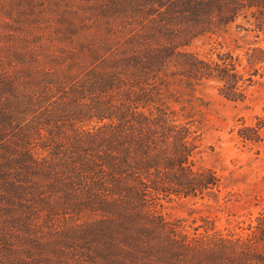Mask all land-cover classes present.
<instances>
[{
  "label": "trees",
  "instance_id": "1",
  "mask_svg": "<svg viewBox=\"0 0 264 264\" xmlns=\"http://www.w3.org/2000/svg\"><path fill=\"white\" fill-rule=\"evenodd\" d=\"M99 15L87 41L57 32L75 48L49 66L0 60V261L264 264V210L240 234L204 218L188 232L166 212L227 187L194 164L196 87L242 103L264 64L249 41L245 65L237 40L216 59L190 47L238 20L264 33V0H104Z\"/></svg>",
  "mask_w": 264,
  "mask_h": 264
},
{
  "label": "rangeland",
  "instance_id": "2",
  "mask_svg": "<svg viewBox=\"0 0 264 264\" xmlns=\"http://www.w3.org/2000/svg\"><path fill=\"white\" fill-rule=\"evenodd\" d=\"M103 3L104 0H0L2 69L9 73L20 69V64L12 62L17 58H25L39 68L49 66L53 58H64L63 52L75 47L63 43L57 32L72 24L78 39L87 41L97 34ZM239 26L252 30L238 20L228 27L227 34L199 38L190 50L216 59L217 53L232 51L231 40H237L243 49L233 54L245 65L246 42L264 49V33H245ZM252 79L255 83L246 88L242 103L221 97L213 81L203 82L193 93L192 100L200 112V118L193 123L198 135L194 164L214 171L227 187L219 193L217 203L194 200L167 204L169 218L181 222L188 232L201 225L204 218L214 222L220 231L244 233L241 228L264 210V64ZM241 133L254 142L241 139Z\"/></svg>",
  "mask_w": 264,
  "mask_h": 264
}]
</instances>
